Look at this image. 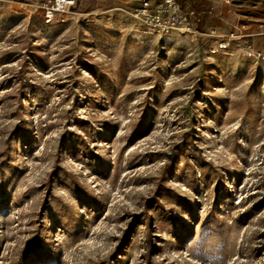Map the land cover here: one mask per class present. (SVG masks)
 Returning <instances> with one entry per match:
<instances>
[{
    "label": "rangeland",
    "instance_id": "374dc122",
    "mask_svg": "<svg viewBox=\"0 0 264 264\" xmlns=\"http://www.w3.org/2000/svg\"><path fill=\"white\" fill-rule=\"evenodd\" d=\"M47 1L0 0V264H264V57L214 50L264 0L193 34Z\"/></svg>",
    "mask_w": 264,
    "mask_h": 264
},
{
    "label": "built area",
    "instance_id": "2783aa9c",
    "mask_svg": "<svg viewBox=\"0 0 264 264\" xmlns=\"http://www.w3.org/2000/svg\"><path fill=\"white\" fill-rule=\"evenodd\" d=\"M223 1L229 4L233 0ZM74 2L75 0H48L43 5L46 21H51L56 15L59 20H66L69 8ZM128 12L140 26L155 32L170 33L175 30L189 34L199 32L192 20V16L197 14L196 11L183 8L178 0H134ZM251 36L249 33L232 31L229 35L217 39L214 50H225L232 43L242 41L247 54L264 57V52L253 47Z\"/></svg>",
    "mask_w": 264,
    "mask_h": 264
},
{
    "label": "crops",
    "instance_id": "0c3cea01",
    "mask_svg": "<svg viewBox=\"0 0 264 264\" xmlns=\"http://www.w3.org/2000/svg\"><path fill=\"white\" fill-rule=\"evenodd\" d=\"M202 1V6H198L199 8L197 9V10H195L196 11V13L197 14H199V15H201V19H203L204 20V23H206L207 22V17H208V13H211V9H212V6H211V4H210V1L209 0H201ZM186 8H188V7H186ZM203 14H205V15H203ZM199 20V19H198ZM254 24H256L254 27H250V29L248 28H246L245 30L247 31V32H249V33H251V35H256V34H264V24H261V23H254ZM250 26V24L248 23V24H246V26ZM252 25V24H251ZM243 26V25H242ZM236 28V27H235ZM251 30V31H250ZM253 30V31H252Z\"/></svg>",
    "mask_w": 264,
    "mask_h": 264
},
{
    "label": "trees",
    "instance_id": "16d2710c",
    "mask_svg": "<svg viewBox=\"0 0 264 264\" xmlns=\"http://www.w3.org/2000/svg\"><path fill=\"white\" fill-rule=\"evenodd\" d=\"M178 1H179V3L181 4V6H182L183 8H186V7H187V3H186L185 0H178ZM197 8H199V7H197ZM203 23H204V20H203V19H199V20L197 21V25L200 26V27L203 25Z\"/></svg>",
    "mask_w": 264,
    "mask_h": 264
}]
</instances>
